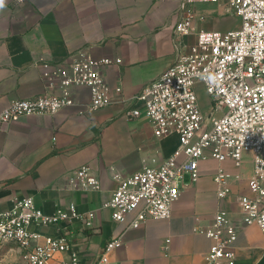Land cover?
I'll return each instance as SVG.
<instances>
[{"label": "crops", "instance_id": "0c3cea01", "mask_svg": "<svg viewBox=\"0 0 264 264\" xmlns=\"http://www.w3.org/2000/svg\"><path fill=\"white\" fill-rule=\"evenodd\" d=\"M189 6L184 0H2L0 110L14 99L49 91L41 76L45 62H63L85 49L97 59L121 58L122 63L104 70L111 86L110 105L91 110L89 87L76 86L71 89L73 105L55 114L22 116L0 130V210L9 208L16 196H32L49 213L72 202L80 210H95L92 227L80 221L41 227L45 233L65 232L86 262L94 261L105 243L123 231L125 224L103 207L116 187L115 174H131L162 161L179 144L176 134L158 138L145 114L126 115L142 106L135 96L195 42L199 29L239 25L221 5L203 2L194 7L193 33L178 36L175 25ZM83 165L99 176L101 190L68 188L70 174ZM218 165L214 159L203 161L201 177L194 183L186 175L171 217L149 218L125 230L123 245L111 254L113 263L208 264L210 240L194 227L210 224L219 209L238 218L236 197L249 193L251 175L250 160L240 168L225 161L224 168L241 177L232 196L219 198L214 182ZM235 252L236 264H264V233L258 226L239 230Z\"/></svg>", "mask_w": 264, "mask_h": 264}, {"label": "built area", "instance_id": "2783aa9c", "mask_svg": "<svg viewBox=\"0 0 264 264\" xmlns=\"http://www.w3.org/2000/svg\"><path fill=\"white\" fill-rule=\"evenodd\" d=\"M203 2L221 5L238 18L239 25L228 30L199 29L195 42L135 96L142 106L126 115L145 114L158 138L176 134L179 144L162 161L131 174H115L116 187L103 207L112 210L115 221L125 224L123 231L105 243L94 261L86 262L65 232L45 233L41 227L59 228L72 221L92 227L95 210H80L72 202L49 213L32 196H16L9 208L0 210V246L15 244L20 264H114L111 254L123 245L124 231L149 218L171 217L186 175L196 182L201 177L200 164L210 159L219 163L214 174L219 198L232 196L234 182L241 177L224 168L225 161L240 168L250 160L251 175L249 193L236 197L238 218L219 209L210 224L194 227L210 240L207 263L236 264L235 242L243 226L256 225L264 233V0H184L190 6L175 25L178 36L193 33L194 7ZM121 63V58L97 59L85 49L63 62L43 63L41 76L49 91L12 100L0 110V130L22 116L55 114L73 105L71 89L76 86L89 87L91 110L110 105L111 86L104 70ZM198 83L210 96L209 111L200 105ZM56 87L60 93L51 91ZM67 186L93 191L101 190L102 183L89 165H83L70 174Z\"/></svg>", "mask_w": 264, "mask_h": 264}, {"label": "rangeland", "instance_id": "374dc122", "mask_svg": "<svg viewBox=\"0 0 264 264\" xmlns=\"http://www.w3.org/2000/svg\"><path fill=\"white\" fill-rule=\"evenodd\" d=\"M197 92L201 107L204 111H209L211 108L210 96L201 83L197 84ZM20 261V251L15 244L9 243L0 246V264H20Z\"/></svg>", "mask_w": 264, "mask_h": 264}, {"label": "clouds", "instance_id": "9594fccd", "mask_svg": "<svg viewBox=\"0 0 264 264\" xmlns=\"http://www.w3.org/2000/svg\"><path fill=\"white\" fill-rule=\"evenodd\" d=\"M0 3H2V0H0Z\"/></svg>", "mask_w": 264, "mask_h": 264}]
</instances>
